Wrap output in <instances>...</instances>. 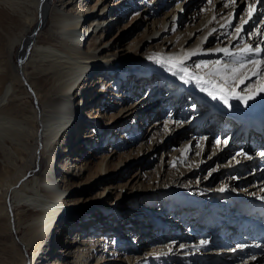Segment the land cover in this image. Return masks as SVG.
Masks as SVG:
<instances>
[{
    "label": "bare ground",
    "instance_id": "6f19581e",
    "mask_svg": "<svg viewBox=\"0 0 264 264\" xmlns=\"http://www.w3.org/2000/svg\"><path fill=\"white\" fill-rule=\"evenodd\" d=\"M90 1L91 0H0V189L3 190V195L10 199H8L9 205L1 207L3 211L2 218H4V225H0L1 253L6 256L12 264H133V262L137 264L140 261H148V258L153 256V252L158 253V256L163 255V257H165L164 261H169L170 258L173 259L175 257L174 255L171 256V253L193 248L194 250H192V252L186 254L187 258L185 262L188 264L191 262L192 264H199V262L205 264L207 262V253H203L205 245L195 246L185 244L183 248L171 246L160 248L157 251L148 253L146 258L125 259V256H115L114 258L106 259L103 257V253L101 255L102 257H96L95 249H97L99 244L104 242L105 239L103 238L109 230H102L99 237L92 238L93 235L91 234L86 233L82 235L80 233L81 231H79L80 228L73 229L76 230V232H70L68 229L70 226H64L66 223L64 221L67 219V213L69 214L75 205L80 202H86L93 203L92 206L98 205L97 209L101 208V211H105L106 213L104 216L107 217V215H109L112 221L115 215L111 213H116V220L120 225L131 223V211L129 208L124 207L123 200L114 208L113 205H107L108 198L103 195L110 187H103L101 195L100 193L96 194L93 200H91L92 198L85 199V195L81 192H77V189H81V191L87 189L89 192L97 185L99 180L95 181L93 180L94 177H91L94 174L93 171H96L98 175L105 174L106 170L112 165V162L115 161L116 155H118L115 151L110 150L107 155L97 158L99 161L94 163L93 160H91L94 156V151L92 150L91 154L89 152L86 153L84 148H86L85 144L87 143L85 142L83 145L82 142L94 136V138L97 137L101 139V144H109L111 140L107 139V134L118 133L121 128L124 127L122 124H125L129 118H132L134 113L138 112L142 106L145 105V107H147L153 104V102L149 100L143 104L145 101L143 97L132 106H124L123 103L126 99V94L123 92V94L121 93L123 87L129 86L126 93L131 92L135 94L138 93L144 85L148 84L147 80H149L155 87L164 84L169 88L179 89L182 92L185 90L194 93L200 92L197 86L194 85V82L184 84L178 76H173L164 67L149 59V57L153 55H176L185 50L196 48L197 46L202 50H206L204 48L207 47L208 41L225 37L223 35L225 30L220 29V23L224 21L220 20V17L217 16L219 17L217 18L219 23L214 22L213 24H207L213 12L209 11L206 13V16L202 18H197L196 15L191 13L188 15L186 21L187 24L185 25L184 35L178 27L181 25L179 20L183 10L185 11L184 7L187 0H177V6H175L174 10L172 9V11L160 13L162 16L160 19L156 18L154 20L151 16H148L151 20L150 24L152 28L143 41L137 43L134 49L129 50L128 47H121L120 42L117 41L115 36H112L111 33H113V30H116L119 23L123 21L126 11H128V8H131L133 3L128 4L125 0H95L96 4L90 7L87 5ZM242 1L243 0H238V5H241ZM197 2L202 4L201 8L210 7L206 3V0H198ZM243 2L250 3L251 1L244 0ZM213 5L220 12L224 10V8H222V0H213ZM263 5L264 2L257 4V11L254 13L253 19L258 11L263 8ZM235 8L237 9V7ZM138 17L139 16L135 19ZM88 18V25L85 27L83 24ZM184 18L186 19L185 14ZM196 19L199 20V22H197ZM252 22L253 20H251L248 25H245V28L251 27L253 24ZM191 24L193 26H191ZM206 24L207 27H205ZM126 27L128 26L124 28ZM213 27L219 30L218 33L209 37L207 42L202 43L200 37L202 35H207L209 30ZM258 28L264 30V23H260ZM229 30L230 29H227V31ZM169 35H173L172 39L175 38L176 41H170V39L167 38ZM261 40H264V36H253L250 40L244 39L236 41V47L231 49L234 47L233 42L227 39L225 44L219 47L222 48L227 46L231 51L235 52L239 46H242L243 42L256 45ZM154 43L157 45L164 43L165 46H162L161 50L158 52L145 50ZM260 47L264 49V44H260ZM210 58H214L212 61L219 59L229 64L233 62V57H226L223 53L210 55L204 51L202 54L191 57L187 61V66L190 71L197 73L207 71L206 69L195 70L191 68V62L197 60L199 61L197 63H200L208 61ZM250 58L260 59L261 57ZM241 59L247 60L249 57H242ZM151 65L152 67L150 69L156 73L155 76L136 80V82L132 80L135 68L140 66L149 68ZM251 67V65H248V69H251ZM138 69H136L138 74L143 76L150 74L147 70ZM261 71H264V65H262ZM122 74L123 77L119 80L118 77ZM252 78H255V81L248 83ZM250 79H245L243 83H237L235 85L236 91L239 94L244 95L245 92L253 89L254 86H258L259 77L252 76ZM127 81L128 83L125 84ZM141 83L144 85L141 86ZM192 86H195V88ZM101 95H103L102 98ZM30 97L33 98L34 103L29 102V105H26L24 99ZM99 100L101 104L100 107H104L102 104L103 101H108V104H115V106H118L119 110L116 116L107 118L106 113H100L97 108H94L95 103L97 101L99 102ZM229 103L232 105L230 108L226 107L221 101H216L214 103V109L217 113H221V115L213 116V119L203 122L195 127L194 130L192 128H189V130L191 132L192 130L194 132L208 131V127H206L207 123L219 129L220 127L226 128L233 123L234 117L238 114L246 111L247 114L249 112L251 114H257L261 110H264V93L257 94L254 99L248 101L247 105H244L236 99H230ZM171 104L174 105V103ZM167 105L169 107L170 103ZM160 107L163 106L161 105ZM105 108L109 109L108 106ZM174 108H176L175 105ZM181 108L182 107H180V109ZM203 108L207 107L200 103L194 104V110L198 117L202 116ZM192 109L193 108H191V110ZM224 110L225 113L223 112ZM238 110H241V112H238ZM83 111H86V114H83ZM230 111L232 112L231 114H229ZM173 112H175V110H173ZM247 114L237 117L241 118ZM85 115H88L95 123L93 125H89L88 123L82 124V132L78 133L77 129L80 127L81 123L76 122L81 116ZM155 117L156 121L152 124L151 131L149 132L152 135L158 131L161 124L163 125V123L157 122L160 117V112L157 113ZM259 117L264 118V113L260 114ZM143 118L144 120L148 119L147 115H142L141 119ZM75 119L76 121H74ZM103 120H106L104 124H102ZM141 123L142 121L137 124L135 122L131 124V127H134V129H132L134 134L129 132V128H127L121 131L122 136L125 134L123 132H127L129 136L136 137V132L139 130V125ZM106 125H109V127L105 128ZM238 125L239 123H237L236 127ZM94 126L96 129L93 128ZM165 126L166 135L170 136L171 134L180 133V129L184 125L179 127L180 125L178 122L167 121ZM212 126L209 127V130L213 128ZM76 130L77 132L75 135L69 134ZM84 130L88 131L89 135L83 136L82 133ZM233 130H235V128ZM206 133L207 132H205V134ZM142 134L141 132L139 150L143 151V154H146L151 147L146 148L144 146V140H146L147 135H145L146 137H142ZM205 134H203L200 140L196 137L191 139L192 142L189 140L181 143L178 153L176 152L177 155L169 159L170 163H182L186 159L187 153L196 149L193 144L197 141L201 143L197 147L198 153L196 157L199 158L200 152H202L204 148L202 147V141L206 136ZM70 135H72V137H70ZM131 138L132 137H129V139ZM129 139H127V141ZM118 140H121L120 137ZM123 141H125V138ZM127 141L124 142L125 144L119 145V148L126 149L130 145H133V141L128 143ZM32 142H36V144L33 145ZM18 146H20V150L17 149ZM223 146H226V144L224 143ZM185 149H189V151L186 152ZM241 149L240 147L239 152L243 151L250 156L244 149ZM260 149L262 152L264 147ZM217 150L218 148L211 151L209 159L212 157L217 159L218 156L222 154L221 152H219L221 154H218ZM31 155L35 157L38 156L39 159L40 157H46L48 162L47 166L45 165V171L41 175L29 179L24 178L26 174L24 168L19 169L17 167V158L28 159ZM237 157L238 160L236 162L229 164L233 166L228 168V175L230 173L235 174L246 170L247 168L245 167H247V165L241 166L242 163H245L243 161H247L250 167L256 163L252 157L251 159H247L241 156V160H239V155H237ZM51 161H53L54 166L49 168ZM123 165L124 163L118 164L119 171L122 170ZM227 165H222L221 168L227 169ZM196 166L197 165L192 167L189 171L194 172L197 168ZM189 171H184L182 174H188ZM196 171H198V169ZM263 173L264 170H262V174ZM247 177L259 179L254 185H250L247 188L248 192L264 191V177H255V175H248ZM47 178H50V182L47 181ZM228 178L230 179V177ZM205 179L207 178L202 179V182H205ZM226 182L227 178L226 181L223 182V187H226ZM232 183L231 185H233ZM133 187L135 186L131 188ZM122 189H126V185L119 187L118 194L108 190V195H115L114 201L117 202L122 196ZM230 189L231 186H228V190L226 191L228 192ZM233 189V192H236L235 188ZM117 190L118 189H116V191ZM70 193H74V196L76 195L75 193L79 194L78 197L74 198ZM199 198L204 199V197L201 196ZM194 200L200 201L199 199ZM255 200L261 199L255 198ZM203 201L210 200L205 199ZM213 202L214 201H212V203ZM238 205H242L243 207H234L232 205L233 212L236 214L234 220H237L236 217L238 215L243 220V222L239 224L244 227L249 226L250 222L247 221L248 208L249 212H251L252 209L256 210V206L254 204L247 205L242 203ZM184 206L185 208H182ZM186 206L193 209L196 213V209L192 208L189 201H186L182 205L176 206L179 214L175 215L172 213L169 218L166 219L165 217L163 220L166 219L164 221H171L176 231L184 226L183 224L186 223L187 217L191 219L186 224L187 228L188 226L196 224L197 221H194L195 219L183 213L189 210ZM247 206L248 208H246ZM215 209L211 207V210ZM108 211L111 213H108ZM215 211L216 212L213 213L218 216L215 222H213L210 217H204L208 225L211 226V229L214 230L213 234L215 236L211 235L212 232L208 231L206 233L210 236L204 235L205 237L207 236L206 241L210 244H219L218 241L220 240L218 238V233L225 232L224 230H219L220 226H225L226 228V226H230L229 223H234V220H230L228 221L229 223L226 224L227 222H224L225 216L218 213V210ZM228 211V213H231L230 210ZM91 212H93V208L85 212L76 213L74 218L80 215L85 216ZM244 212L247 213V216L243 214ZM61 215L63 217L61 218L63 219L62 223L64 224L54 225L53 222L49 228L51 217L56 218ZM152 217L155 218L157 216L153 215ZM176 219L178 221H176ZM101 223H103V221ZM139 223L140 222H138V224ZM107 226L108 225H106V227ZM198 228L199 227H197V232ZM156 230L159 231V229ZM162 232H164V230L160 231V233ZM233 233H236V230H234ZM118 234L119 233L110 232V235ZM170 235L172 236L173 233ZM136 237L137 239H144L141 236ZM62 238H65V240L63 241ZM173 238L175 239V237ZM196 249L200 251H196ZM228 250L224 252L232 253L231 251H233ZM35 251H41V253H37L36 255ZM30 253L32 259L27 262L25 256L28 257ZM195 253H202L203 256H205V262L201 261L202 256L197 260L194 259L192 254ZM237 253H243L241 254L242 257L247 254L250 255L243 264H264V256L262 255H253L248 251L240 250L239 252L232 253L231 256L235 257ZM41 255L43 256L41 257ZM219 258V261L222 263H224L223 259H231L230 256L228 258ZM0 264H2V260H0Z\"/></svg>",
    "mask_w": 264,
    "mask_h": 264
},
{
    "label": "rangeland",
    "instance_id": "374dc122",
    "mask_svg": "<svg viewBox=\"0 0 264 264\" xmlns=\"http://www.w3.org/2000/svg\"><path fill=\"white\" fill-rule=\"evenodd\" d=\"M113 1H116V0H113ZM125 1L128 4L133 3V5L131 6V8H128V11H126V14L124 16L125 18L123 19V21L119 23L116 30H113V33H111V35L115 36V39L120 42L121 47H124V48L128 47L129 50L134 49L137 43H140L141 41H143L145 36L149 33L150 29L152 28V25L150 24L151 20L148 18V16H151V18H153L154 20L156 18L160 19L162 17L161 14L163 12L172 11V9L174 10L175 6H177V0H134V1L125 0ZM197 1L198 0H187L186 5L184 7L186 12L183 10V12L181 13V18L179 20L181 25L178 28L181 32H183V34L185 33L184 32L185 25L187 24L186 21H187L189 14L193 13L194 15L197 16V18H200V17L202 18L206 16V13L209 12V11L201 12L200 9H201L202 4L198 3ZM243 1L241 5L237 6V9L236 8L234 9L238 18L240 16H245L244 10L246 8V2H243ZM149 2H152V3H149ZM95 4H96V1L91 0L87 5L91 7ZM230 10L232 9H224L221 12L226 14ZM184 14L186 16V19L184 18ZM263 15H264V5H263V8H261L260 11H258L255 18L252 19L253 20L252 26L249 28L246 27V29L248 31H253L254 29L258 28L259 24L261 23L260 21L264 20L262 19ZM137 16H139L137 18L138 20L135 19ZM88 20L89 18L84 21L83 25H85V27L88 25ZM197 22H199V20H197ZM238 22H239V19L233 20V24H237ZM125 26H128V27L124 28ZM191 26L193 25L191 24ZM228 32H231V29ZM172 36L173 35H169L167 38L170 39V41L175 42L176 40L175 38L172 39ZM227 39L228 38L226 36L217 38V40L211 39L210 41H208V45H207L208 48L205 47L204 49L210 50L211 48L213 49V48L219 47L225 44ZM245 39L248 40L247 37H245ZM156 43H159V42H156ZM156 43H154L152 46H150L148 49H145V50L158 52L161 50L162 46H165L164 43H161L158 45ZM234 48L235 47L231 49H234ZM212 60H214V58H210L208 61H212ZM197 62L199 61L193 60L191 62V68L195 69L194 65ZM151 67L152 65L149 66V68L146 66H140L138 67L139 69L135 68L133 71L132 80L136 82V80L147 79L149 76H155L156 73L154 71H151L150 69ZM136 69L147 70L149 71L150 74L147 76L146 75L143 76L141 74H138ZM122 77L123 76L118 77L119 80L122 79ZM255 78L250 79L248 83H252L253 81H255ZM174 82H180V81H174ZM127 83L128 81L125 84ZM147 83L148 84L146 85L141 83V86L143 85L144 86L139 90L138 93H135V94L131 92L126 93L129 86L123 87L122 91L120 89L121 93L123 92L124 94H126L125 95L126 99L124 100L123 105L126 107L132 106L143 97L145 98V101L143 104H145V102L149 100L150 102H153L152 105H149L147 107H145V105L142 106V108L139 109L138 112L134 113L132 118H129L127 122H125V124H122L124 127H122L118 133L107 134L106 135L107 139L111 140L109 144H103V143L101 144L102 142L101 139L97 137L94 138V136H91L89 137V139L87 138V140H84L82 142L83 145L85 142L87 143L85 144L86 148H84L86 153L89 152L91 154L92 150L94 151L93 154L95 157L93 156L91 158V160H93L94 163L99 161V159L97 160V158H100L103 155H107V153L110 150L115 151L116 154L118 155H116L115 161L112 162V165L110 166L109 169L106 170L105 174L98 175L96 171H93L94 174L91 177H94L93 180L95 181L99 180V183H97V185H95L89 192L87 189H85L84 191H81V189H77V192H81L83 195H85L84 196L85 199L92 198L91 200H93L96 194L100 193L101 195L103 187H110V189H108L109 191H112L113 193L118 194L119 187L122 185H126V189L121 190L122 196L117 202L114 201L115 195L113 194L108 195L109 193L108 190L105 191L103 196L108 198L107 205H113V208L118 203H120V201L123 200L124 207L129 208L131 211L130 215H132V217L130 218L131 223L120 225L118 221L116 220L117 218L116 213H111L108 211V213L115 215L113 217L114 220L112 221L109 215H107V217L104 216L106 213L105 211H101V208L97 209L98 205L92 206L93 203H86V202H80L79 204L73 207L72 211L69 214L67 213L66 215L67 219L66 221H64L66 222L64 226L66 227L70 226L68 228L70 232H73V231L76 232V230H73V229L80 228L79 231H81L80 233L82 235L87 233V234L93 235L92 238H95V237L100 236L101 234L100 232L102 230H107V229L109 230L107 234H105V237L103 238L105 239L104 242L99 244L97 246V249H95L96 257L101 256L103 253V257L106 259L114 258L115 256L117 257L125 256V259L146 258L147 257L146 255L148 253H152V251H157L160 248H167L170 246L178 248L181 245H185V244L195 245V246L201 245L200 241L204 240L205 237L203 235L197 234L199 232H197V230H194V229H197V227H199L198 224H195L196 226L195 225L188 226V228L187 226H183L182 228H179L177 231L176 229H170L167 233H164L163 235H161L160 231L156 230L154 226H152V228L150 227L151 226L150 214L152 216L155 214L154 216H157V217L158 216H161L163 218L166 217L167 219L172 213H174L175 215L179 214L177 212L176 206L182 205L187 200L199 199L200 201H203L205 199H208L214 202L217 201L216 203H218L219 207L221 208L223 207L224 212H229L228 210H230L231 213H234L233 212L234 210L232 209V205L234 207H243L242 205H238L239 203L236 202L238 198L236 195H241L240 196L241 199L245 197H250L254 199L258 198V199L264 200V191L248 192L247 190V188L250 185H254L256 181L259 180V179H254V177L248 178L247 176L255 175V177H260V176L264 177V173L262 174V170L256 171V168L255 170H253L254 169L253 166L250 167V165L247 164V161H243L245 163H242L241 166L247 165V167H245L247 168L246 170L240 171L239 173H235V174L233 173L232 174L230 173L229 175L227 174V170H229L228 168H231L233 166L229 164L230 163L233 164L234 162L238 160L237 153H239V148H240L239 143L237 142L238 140H236L235 142L233 141L235 147H231V145H226L224 146L223 149L220 148L221 143L224 144L223 142L226 140L224 138L228 134V131H229L228 128L232 127V125L226 129L224 128L225 129L224 130L221 128L219 129L218 127H214L212 126V124L207 123L206 127H208V131H198V132L193 131L195 127L199 126L203 122H207L209 119H213V116H216V115L219 116V114L221 115V113H217L214 109V103L220 100H212L206 93L201 92L200 90H199L200 92H197V93H194L192 91H186V90L182 92L179 89H173L172 87L169 88L167 85H164V84H160L159 86L155 87L154 85H152V83L149 80H147ZM193 88H195V86ZM102 96L103 95H101V98ZM29 102L34 103L33 98L30 97V98L24 99V103L26 105H29ZM108 103H109L108 101H105V102L103 101L102 104L104 107H100L101 104L99 100V102L97 101L95 103L94 108H97L100 113H103V114L106 113L107 118L116 116L119 110L118 106H115V104H108ZM169 103L170 105L168 107L167 104ZM171 103H174L176 108H174V105ZM195 103H200V104H203L205 107H207V108L202 109V116L200 117L197 116L196 111L194 110ZM229 104L231 105V103ZM161 105L163 107H160ZM106 106H108L109 109L105 108ZM180 107L182 108L180 109ZM191 108L193 109L191 110ZM173 110H175V112H173ZM159 112H160V117H159V120L157 119L158 120L157 122L163 123V125L161 124L158 131L154 133L156 135L155 136L154 134L152 135L149 132L151 131L152 124L156 121L155 116ZM223 112L225 113V110ZM238 112H241V110H238ZM84 113L86 114V111L85 112L83 111V114ZM231 113L232 112L230 111L229 114ZM259 113L261 114L264 113V110H261ZM226 114L229 115L228 113ZM142 115L143 116L147 115L148 119H145V120L144 118L141 119ZM74 121H76V119ZM133 121L136 124L142 121V123L139 125V130H137L136 132V137H133L131 135L129 136L127 132H123L125 134H123L124 136H122L121 131L127 128H129V132L134 134V131L132 130L134 129V127L133 126L131 127V124L134 123ZM167 121L178 122L180 125L179 127H181V125H184V126L186 125V126L185 127L183 126L180 129L181 130L180 133L178 132L176 134H171L170 136H167L166 126H165V122ZM105 122L106 120H103L102 124H104ZM76 123H81L80 127L77 129L79 133V132H82V129H81L82 124L88 123L89 125H93L95 122L90 117H88V115H85V116H81V118L78 119ZM210 126H212L213 128L209 130ZM107 127H109V125H106L105 128ZM93 128L96 129L95 126ZM189 128L193 129L192 132L189 130ZM77 130L69 134L75 135ZM219 130L220 132H222L221 134L220 133L218 134ZM141 132L143 133L142 137L147 135V137L145 136L146 140H144L145 141L144 146L146 148L151 147L150 150L146 154L145 153L143 154V151L139 150V145L141 143V139H140ZM205 132L207 133L205 134ZM82 134L83 136L89 135V132L84 130ZM118 134L121 139L120 141L118 140L119 139ZM203 134H205L206 136L204 137V140L202 141V147L204 148H203V151L200 152L199 158L196 157L198 153L197 147L201 143L200 141H197L196 143L194 142L193 144L194 148L196 149H193V151H191L190 153L188 152L186 159L182 163H179L176 161H175L176 164L170 163L169 159L177 155L178 149L180 148L181 143L187 142L189 140L190 142H192L191 139L196 138V137H198L200 140ZM70 137H72V135H70ZM129 137H132V138L129 139ZM124 138H125V141H123ZM127 139L129 140L127 141ZM217 140L221 141L219 145L216 144ZM126 141L127 143L130 141H133V145H130L126 149L119 148V145L125 144L124 142ZM32 143L33 145L36 144V142H32ZM116 144H117V147H116ZM217 148H218L217 153L218 154L222 153V154L219 155L217 159L215 157H212L211 159H209L211 151ZM17 149L20 150V146H18ZM250 156L252 157L253 154H250ZM241 159H242L241 156H239V160ZM253 160L256 161L255 159ZM201 161L203 162V164ZM47 162L48 161L46 157H40V159L38 158V156L35 157L32 155L28 159H23V158L18 157L17 167L19 169L24 168V170L26 171L24 178L30 179V178H35L41 175L45 171V165L47 166ZM121 163H124V165H123L122 170L119 171L118 164H121ZM195 165H197L196 166L197 168L194 170V172L189 171ZM222 165H227V169L221 168ZM197 169L198 171H196ZM184 171L185 172L189 171V173L182 174V172ZM228 177H230V179ZM204 178H207V179H205L206 180L205 182H202V179ZM226 178H227V182H226V187L224 188H227V189H225L224 192H221L218 189L223 187V182L226 181ZM231 183L233 185H231ZM132 186H135V187L131 188ZM228 186H231V189L230 191L227 192L226 190H228ZM233 188H235L236 191L239 190V192L234 193ZM116 189L118 190L116 191ZM245 190L248 193L247 195L249 196L242 195L245 192ZM70 194L74 196V193H70ZM75 194L76 195L74 196V198L78 197L79 193H75ZM232 194H236V195L234 196ZM200 196L204 197V199H200L199 198ZM6 197L3 195V190L0 189V225L1 226L4 225V218H2L3 211L1 210V207L9 205V200H10L9 198H6ZM186 207L189 210L188 212H183V213H185V215L187 216H191L192 219L196 220L197 218H196L195 211H193V209L188 208V206ZM90 208H93V212H91L90 214H87L85 216L80 215L74 218L76 213L78 214V212H85L89 210ZM182 208H185V206ZM213 209L215 208L213 207ZM215 210H218V209H215ZM243 214L247 216L246 212H244ZM163 215H166V216H163ZM226 216L227 215H225V217ZM189 220L191 219L187 217L186 223L183 225H186L189 222ZM102 221L103 223H101ZM137 221L140 223L138 224ZM176 221L178 220L176 219ZM62 222H63V219L59 223L57 222L54 223V225L64 224ZM106 225L108 226L106 227ZM219 230L225 231V226H220ZM110 232L119 233V234L110 235ZM217 232H218V228H217ZM171 233H173L172 236L170 235ZM211 235L215 236L213 233H211ZM136 236H141L144 239H141V238L137 239ZM207 236H210V235H207ZM173 237H175V239ZM62 240L64 241L65 238H62ZM218 242L220 244L221 241H218ZM219 244L218 243H214V244L207 243L205 245L204 251H203V253H207L206 255L207 262L205 264H243V262L250 257V255L247 254L246 256H243L244 258H242L241 254L243 253H237L235 257H232L231 256L232 253L224 252V250L222 251L219 250ZM188 249L189 248L182 250V251H176L175 252L176 254L171 253L170 254L171 256L173 255L175 256L173 258L174 260L170 258L169 261L165 260L166 262L164 261L165 257H163V255L158 256L157 255L158 253L153 252V256H150L148 258V261L147 260L140 261L137 264L139 263L141 264H188L185 262L187 258L186 254L194 250L193 248H190L189 250ZM196 251H200V250L196 249ZM35 253L37 255V253H41V251H38V252L35 251ZM197 254L199 257L202 256L201 261L205 262V258H204L205 256H203L202 253L192 254L194 259L196 260L199 259V257H196ZM43 255H41V257ZM229 256L231 257V259L228 258ZM219 257H226L228 259H223L224 263H222L219 261L220 259ZM25 258H27V260L25 259L27 262L31 261L32 259L31 253L29 254L28 257L25 256ZM0 260H2V264H12L6 256L2 255L1 250H0ZM263 260H264V257H263ZM135 263L136 262H133V264ZM110 264H120V263H110ZM121 264H127V263H121ZM189 264H192V262ZM199 264H203V263L199 262Z\"/></svg>",
    "mask_w": 264,
    "mask_h": 264
},
{
    "label": "snow or ice",
    "instance_id": "6c2138e0",
    "mask_svg": "<svg viewBox=\"0 0 264 264\" xmlns=\"http://www.w3.org/2000/svg\"><path fill=\"white\" fill-rule=\"evenodd\" d=\"M264 2V0H251L250 3H246L245 16L237 17L234 11L235 7L238 6V0H222V8L232 9L228 13H222L216 9L213 5V0H206V3L210 6L209 8H201V12L211 11L213 15L211 19L208 20L207 24H213L214 22L219 23L217 16L223 23H220V29L225 30L223 35L233 42V46L236 47V41L247 39H252L253 36H264V30L256 28L253 31H248L245 25L253 19L254 13L257 11V4ZM239 19L237 24H233V20ZM264 23V20L260 21ZM207 24L205 27H207ZM227 29H231L228 32ZM218 29L213 27L209 30L207 35H202L200 37L201 42H207L209 37L213 34L218 33ZM260 44H264V40H261L256 45L244 42L242 46H239L237 51L233 52L229 47H216L210 50H202L199 46L191 50H185L180 54L176 55H153L149 59L153 60L155 63L164 67L173 76H178V78L184 83L189 84L194 82L201 92L206 93L212 100H220L226 107H231L229 104L230 99L239 100L244 105H247L249 100L255 98L259 93H264V72L261 71L262 65H264V49L260 47ZM206 51L208 54H220L223 53L226 57H233L232 64L227 62H222L219 59L215 61H204L196 63L194 65L195 69L207 70L201 71L200 73L190 71L187 66V61L196 55L202 54ZM242 57H249V59L244 60ZM250 57H261L260 59H251ZM248 65H251V69H248ZM252 76L259 77L258 86H254L253 89L245 92L244 95L239 94L236 91L235 85L237 83H243L245 79H250ZM167 123V122H165ZM220 140L216 141L219 145ZM227 144V141H224ZM189 151V149H185ZM239 156H243L247 159H251L243 151L237 153ZM264 156V152L260 153ZM175 166V165H173ZM219 191H225L224 187L218 189ZM201 245H206V240L200 241ZM181 248L184 246L181 245ZM237 247L243 248L244 245H238ZM256 247H261L257 245Z\"/></svg>",
    "mask_w": 264,
    "mask_h": 264
}]
</instances>
